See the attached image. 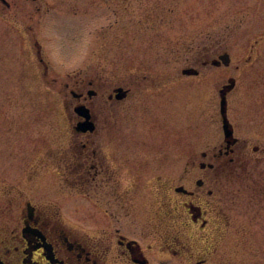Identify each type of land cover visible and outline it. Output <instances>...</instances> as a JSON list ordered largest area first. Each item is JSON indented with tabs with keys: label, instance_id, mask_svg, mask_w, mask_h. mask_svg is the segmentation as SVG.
Segmentation results:
<instances>
[{
	"label": "flooded vegetation",
	"instance_id": "1",
	"mask_svg": "<svg viewBox=\"0 0 264 264\" xmlns=\"http://www.w3.org/2000/svg\"><path fill=\"white\" fill-rule=\"evenodd\" d=\"M102 1L136 3L141 19L125 30L122 45L156 51L157 66L181 63L179 75L81 72L68 76L63 90L53 91L70 138L51 151L37 140L24 160L26 168L13 183L0 184V264H264V139L241 140L232 126V137L218 138L210 150L198 155L180 150L185 157L178 164L159 157L185 142L175 139L185 138L174 137L169 126L170 103L160 97L165 89L214 70L221 71L219 83L235 84L254 52L250 49L244 63L234 64L231 46L222 38L231 32L216 34L212 28L216 31L207 39L172 59L174 22L198 20L193 22L199 25L206 17L232 14L238 3L264 0ZM40 2L0 0V14L23 13L32 19L40 9L33 5ZM21 7L24 11L18 12ZM34 46L45 78L50 68L40 46ZM134 105L161 116L149 115L143 133L132 135L126 132L125 114ZM80 109L87 112L91 130L79 127L86 121ZM150 169L157 175L154 180L162 179L159 170L179 181L146 190L135 187L133 180L149 175ZM48 171L57 181L51 189L43 187ZM127 179L132 180L129 187Z\"/></svg>",
	"mask_w": 264,
	"mask_h": 264
},
{
	"label": "rangeland",
	"instance_id": "2",
	"mask_svg": "<svg viewBox=\"0 0 264 264\" xmlns=\"http://www.w3.org/2000/svg\"><path fill=\"white\" fill-rule=\"evenodd\" d=\"M39 1L41 4L33 5L40 9L33 13L32 19L23 13L0 14V184L13 183L16 174L26 168L24 160L33 154L37 140L45 143L46 150L51 151L58 142L70 138L65 112L53 93L58 88L63 90L68 75L87 72L104 77L148 76L170 71L172 75H179L181 63L170 67L157 66L153 59L156 51L122 45L125 30L141 19L136 3ZM242 3L236 5L232 14L206 17L199 25L193 22L198 20H192V24L187 19L182 23L174 22L172 59L183 50L196 47L216 30L217 34L220 29L221 32L224 29L231 32L230 36L222 38H226L231 46L234 64L244 63L251 55L250 49H254L252 63L236 75V87L227 96V117L235 136L259 143L264 139V3ZM22 11L21 7L18 12ZM36 41L41 45L43 58L50 68L45 78L40 77L41 70L34 56ZM220 73L218 70L205 71L202 79L169 86L160 96L170 103L169 126L174 130V137L181 134L185 138L176 137L185 142L168 148V153L165 149L164 155L159 154L160 158L165 156L178 164L180 158L185 157L180 150H188V155H198L210 150L218 138L223 140L218 94L223 85L218 81ZM135 107L125 114L127 134L143 133L141 129L150 122L149 115L152 119L161 116L158 110L150 113L147 107ZM162 170L167 173V169ZM154 171L147 170L149 175L133 180L135 187L146 190L156 188L160 183L169 186L179 181V176L161 174L159 170L156 173L163 177L154 180L157 176ZM49 172L43 187L51 189L57 181ZM131 181L125 180V187H129ZM62 185H65L63 180ZM81 200L85 209L86 202ZM85 213L78 212L83 218H86Z\"/></svg>",
	"mask_w": 264,
	"mask_h": 264
},
{
	"label": "water",
	"instance_id": "3",
	"mask_svg": "<svg viewBox=\"0 0 264 264\" xmlns=\"http://www.w3.org/2000/svg\"><path fill=\"white\" fill-rule=\"evenodd\" d=\"M232 84L229 86H225L223 90L220 91V114L222 117V127L225 134V138H229L231 136V128L226 116V98L225 93L226 91L232 88Z\"/></svg>",
	"mask_w": 264,
	"mask_h": 264
}]
</instances>
